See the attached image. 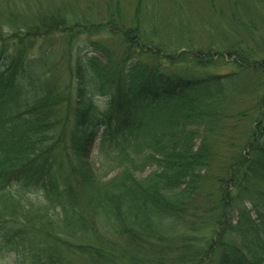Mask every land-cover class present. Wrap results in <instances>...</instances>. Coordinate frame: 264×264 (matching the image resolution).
<instances>
[{
  "label": "trees",
  "instance_id": "trees-1",
  "mask_svg": "<svg viewBox=\"0 0 264 264\" xmlns=\"http://www.w3.org/2000/svg\"><path fill=\"white\" fill-rule=\"evenodd\" d=\"M145 1L71 22L53 0H0V264H264V56L191 42L181 27L207 28L184 0L179 34L150 32ZM100 33L117 39L91 42L101 58L53 48ZM223 55L236 71L197 72Z\"/></svg>",
  "mask_w": 264,
  "mask_h": 264
},
{
  "label": "rangeland",
  "instance_id": "rangeland-1",
  "mask_svg": "<svg viewBox=\"0 0 264 264\" xmlns=\"http://www.w3.org/2000/svg\"><path fill=\"white\" fill-rule=\"evenodd\" d=\"M120 1V4L124 5V13L127 14L129 11L128 5L134 0H53V2L61 7L69 21H92L99 22L106 18L110 9H107L110 3ZM52 2V3H53ZM145 8L141 12V23L143 26L148 27L150 32L155 30L159 31L161 34L165 35V38H170V34L175 31L179 32L180 19L176 17V14L181 11V6L174 8L172 6L173 0H146ZM43 5L47 3L42 2ZM183 4L184 12H188L187 21L189 25V30L191 32H196L198 27L204 25L207 30L200 34H193L185 28L181 27L184 31L185 36H190L191 42L194 38H199L200 41H205L208 36L219 39L220 41H225L228 45L235 47L239 41L243 42L249 47V40L252 46L259 52H262L260 56H264V45H262L261 40L264 42V7L256 6V9L245 10L238 8L235 11L231 8L226 0H184ZM123 7V6H122ZM235 12V20L231 19L232 13ZM195 14L194 18L193 15ZM128 18L131 17V12L129 11ZM193 20V21H191ZM176 23V24H175ZM194 27H196L194 29ZM153 29V30H151ZM192 35H196L193 37ZM261 36L262 39H258ZM60 38V37H55ZM58 43L53 41V48L63 50L67 49L69 53L76 55L80 51L82 57L87 58L89 56H96L101 58V53L95 50V45L91 42H100L106 47H116L117 39L108 35L107 33H100L92 38L86 36H80L74 39L72 42H65L60 39ZM208 46V43L205 45ZM80 48V49H79ZM195 50V49H191ZM199 50V49H198ZM208 48L202 49L203 53L208 52ZM212 51L209 55H212ZM214 65L206 68L205 70H197L198 73L203 71L211 74L225 75L236 71V67L232 64V59L229 60L227 56L223 55L222 60L213 58ZM183 67L191 68L189 62L182 65ZM97 102L95 104L96 108H101L105 103L104 98H96ZM100 133V131H99ZM89 162L93 165L96 174L103 176L107 175V179L113 177L120 170H112V165L103 157L98 155V140L95 141L92 147V151L89 157ZM212 228L208 226L199 227L193 235H196L201 241H208L212 237ZM0 256H4L0 251Z\"/></svg>",
  "mask_w": 264,
  "mask_h": 264
}]
</instances>
